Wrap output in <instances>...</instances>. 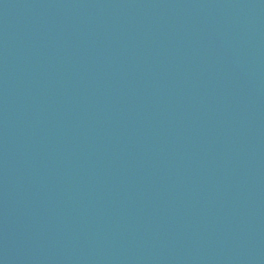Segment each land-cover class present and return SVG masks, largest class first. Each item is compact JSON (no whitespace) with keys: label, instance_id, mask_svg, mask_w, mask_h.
<instances>
[{"label":"water","instance_id":"obj_1","mask_svg":"<svg viewBox=\"0 0 264 264\" xmlns=\"http://www.w3.org/2000/svg\"><path fill=\"white\" fill-rule=\"evenodd\" d=\"M0 264H264V0H0Z\"/></svg>","mask_w":264,"mask_h":264}]
</instances>
